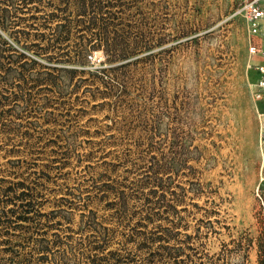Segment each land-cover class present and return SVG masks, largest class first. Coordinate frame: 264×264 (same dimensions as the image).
Here are the masks:
<instances>
[{
  "label": "rangeland",
  "instance_id": "1",
  "mask_svg": "<svg viewBox=\"0 0 264 264\" xmlns=\"http://www.w3.org/2000/svg\"><path fill=\"white\" fill-rule=\"evenodd\" d=\"M113 1L115 61L93 40L73 63L80 28L49 50L48 30L0 22V264H87L101 236L167 245L163 264H259L264 155L241 0ZM88 65L106 76L85 79Z\"/></svg>",
  "mask_w": 264,
  "mask_h": 264
},
{
  "label": "trees",
  "instance_id": "2",
  "mask_svg": "<svg viewBox=\"0 0 264 264\" xmlns=\"http://www.w3.org/2000/svg\"><path fill=\"white\" fill-rule=\"evenodd\" d=\"M114 2L113 0H6L5 5L0 7V22L4 26L9 25V27L19 25V30L22 33H28L26 27L38 30L42 27L48 30L47 33L41 30L38 34L41 39L46 40L44 48L49 50L68 48L72 35L75 34L73 28H80L84 32L77 35L75 40L72 39V51L75 56L73 63H88L86 59L87 49L93 40L97 45L103 44L107 61H115L123 58V55L116 51L113 38L112 41L109 40L107 25L102 21V13L109 10V6L113 5ZM22 8L29 12L28 16L18 15ZM27 18L32 21L22 24L20 20ZM36 22L37 24H35ZM36 25H39V28ZM33 44L39 45L40 43ZM96 55H100V52H97ZM88 66L87 69H82L89 74L85 79L103 78L107 74L106 67ZM26 195L27 193L24 190L14 195L15 198L20 200V206H23L19 215H17L20 220L27 218L25 214L30 212L32 206ZM0 212L1 217L5 215L6 211L1 209ZM89 218H92V214ZM151 242V239L145 238L137 243L134 249L126 246L120 249H107L108 243L101 236L100 243L95 245L96 252L89 258L87 264H100L99 261L101 260L108 264H163L166 256H172L167 245H159L153 249ZM40 246L42 251L47 248V245L42 244ZM176 250L178 248H174V251ZM140 251H144L143 254L139 253ZM99 252H101V255H99ZM259 264H264V253L261 255Z\"/></svg>",
  "mask_w": 264,
  "mask_h": 264
},
{
  "label": "built area",
  "instance_id": "3",
  "mask_svg": "<svg viewBox=\"0 0 264 264\" xmlns=\"http://www.w3.org/2000/svg\"><path fill=\"white\" fill-rule=\"evenodd\" d=\"M243 19L246 28V44L248 50L247 69L254 73L253 79L248 83L251 106L257 123V147L264 155V61L251 62L255 55L264 56V47L259 39L264 36L262 20L264 18V0H241L236 8Z\"/></svg>",
  "mask_w": 264,
  "mask_h": 264
}]
</instances>
